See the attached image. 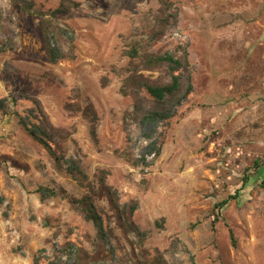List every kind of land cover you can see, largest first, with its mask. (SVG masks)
<instances>
[{
  "label": "rangeland",
  "instance_id": "1",
  "mask_svg": "<svg viewBox=\"0 0 264 264\" xmlns=\"http://www.w3.org/2000/svg\"><path fill=\"white\" fill-rule=\"evenodd\" d=\"M33 1L48 16L70 2L53 42L67 58L52 64L42 18L0 0L14 42L0 56V264H264V0H169L178 20L165 29L163 0ZM135 44L189 55L193 91L156 127L121 93ZM143 74L170 82L164 69ZM42 113L50 147L22 124ZM43 189L56 197L43 200ZM85 196L102 231L73 203Z\"/></svg>",
  "mask_w": 264,
  "mask_h": 264
},
{
  "label": "trees",
  "instance_id": "2",
  "mask_svg": "<svg viewBox=\"0 0 264 264\" xmlns=\"http://www.w3.org/2000/svg\"><path fill=\"white\" fill-rule=\"evenodd\" d=\"M13 3L20 6L21 11L25 14L39 15L43 20L44 37L46 42V50L49 57V61L52 64H56L61 60L67 58V55L59 48L53 47V42L56 41L61 35L66 34V31L56 24L55 17L58 14L65 13L69 10V1H64L59 9L53 12L50 16L38 11L37 14L34 11L35 2L33 0H13ZM75 6H77L75 4ZM162 13L168 14L167 18H164L161 22L163 28L168 26H174L177 24L178 11L173 8V4L169 0H163ZM175 10V11H174ZM161 35L157 34L156 38ZM59 36V37H58ZM58 37V38H57ZM14 49V42L11 38L9 30L4 25L3 12L0 9V56L12 51ZM126 56L130 59L129 65L125 70L126 77L123 81L121 93L123 96L131 98L134 101L133 114L136 120L140 121L142 125L150 124L156 127L160 123H163L177 114V108L187 99L192 93L193 87L191 84V65L189 61V55L187 52L181 57H176L172 53L156 54L144 51V49L135 44L127 51ZM156 69H164L170 76V82L168 84H155L147 79L143 72H149ZM187 82L186 92L183 94V84ZM144 93L148 98L156 104V109H150L146 105ZM0 109H5L4 103L0 102ZM35 115L31 114L28 123L22 120L23 126L29 132L31 137L46 147H50L51 143L56 141V135L48 127L47 119L42 113V122L35 123L32 120L37 119ZM161 150L156 149V156H160ZM63 161L66 165L67 173L74 178L78 184L94 192L95 187L91 185L87 175L84 173L80 165L74 159H64L63 157L58 159ZM264 177V176H262ZM249 181V179L247 178ZM262 180V187L264 188V178ZM100 191L106 196L113 209L120 214V218L125 216L124 211L119 205V198L117 192L108 187L105 183V179L100 181ZM42 199L47 200L56 197V192L50 189H43L40 191ZM234 198V197H231ZM229 200H225L220 208H224L228 204ZM4 198L0 196V204H3ZM74 205L82 210L85 218L88 221H92L95 226L102 231V220L97 211V208L90 196H85L81 200H75ZM136 211V207H131V215ZM192 264H196L192 262Z\"/></svg>",
  "mask_w": 264,
  "mask_h": 264
}]
</instances>
